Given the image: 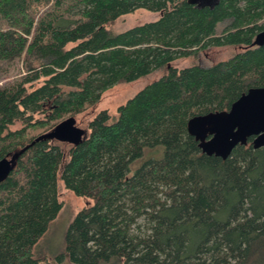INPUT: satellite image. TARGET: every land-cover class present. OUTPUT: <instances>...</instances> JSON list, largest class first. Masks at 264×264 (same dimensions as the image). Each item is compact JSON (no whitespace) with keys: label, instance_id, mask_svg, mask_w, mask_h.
Here are the masks:
<instances>
[{"label":"trees","instance_id":"1","mask_svg":"<svg viewBox=\"0 0 264 264\" xmlns=\"http://www.w3.org/2000/svg\"><path fill=\"white\" fill-rule=\"evenodd\" d=\"M139 9L161 15L112 29ZM262 30L264 0H0V81L12 77L0 84V160H14L0 181V264H264V147L250 137L223 159L188 131L264 86ZM211 46L242 51L173 65ZM162 69L116 115L97 112L68 153L35 141ZM158 146L162 158L135 169ZM59 180L89 202L52 256L36 248L63 208Z\"/></svg>","mask_w":264,"mask_h":264},{"label":"rangeland","instance_id":"2","mask_svg":"<svg viewBox=\"0 0 264 264\" xmlns=\"http://www.w3.org/2000/svg\"><path fill=\"white\" fill-rule=\"evenodd\" d=\"M160 15V12H152L144 9H139L133 13H129L120 17L112 25V29L117 32H120L136 25L156 20L160 17ZM222 29L223 26H220L219 31H221ZM239 51L242 50L238 46H211L208 49L201 51L198 57L180 58L174 61L173 65L178 68H184L193 65L194 63H199L202 66H210L217 62L230 58L234 53ZM20 70L22 71V69H19V71ZM164 73V69L158 70L147 76L141 77L133 82L124 84L120 83L109 88L103 93L102 99L97 105L93 107H88L85 111L75 116L77 119V125L87 131L89 127V122L92 120L94 115L103 109H108L113 115H116L117 108L120 105L124 104L129 98H131L139 90L145 87V85L156 79H159ZM11 79L12 77L5 78L0 81V84ZM21 126L22 123L17 122L15 125H13L12 128L16 129L20 128ZM57 142L63 147L65 152L68 153L72 144L62 141ZM163 154V146H158L155 148H145L143 156L135 161V169L139 167L144 161L150 158H162ZM58 188L59 198L63 203V208L59 213L58 217L51 222L47 233L40 240L36 248L37 251L40 250L42 253L48 250V252L52 256L54 253L62 249L67 228L74 215L89 202L87 198L77 196L73 191L67 189L62 180H59ZM43 248H45V250H43ZM55 264L73 263L66 259L62 263Z\"/></svg>","mask_w":264,"mask_h":264},{"label":"water","instance_id":"3","mask_svg":"<svg viewBox=\"0 0 264 264\" xmlns=\"http://www.w3.org/2000/svg\"><path fill=\"white\" fill-rule=\"evenodd\" d=\"M264 45V30L257 33L252 46ZM188 131L202 151L227 159L238 145H246L254 137L255 148L264 147V86L250 88L243 93L229 110L195 115L188 121ZM87 132L77 125L75 116L61 121L51 132L38 136L35 141L53 138L57 141L78 144ZM14 168V160H0V181Z\"/></svg>","mask_w":264,"mask_h":264}]
</instances>
